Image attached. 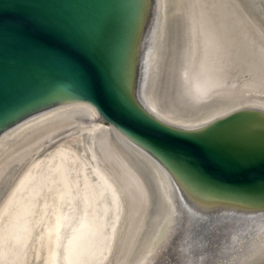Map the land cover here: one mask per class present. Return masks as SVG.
Masks as SVG:
<instances>
[{
    "label": "bare ground",
    "instance_id": "obj_1",
    "mask_svg": "<svg viewBox=\"0 0 264 264\" xmlns=\"http://www.w3.org/2000/svg\"><path fill=\"white\" fill-rule=\"evenodd\" d=\"M136 28L146 113L195 132L249 107L264 129V0H139ZM98 116L62 96L0 130V264H264V201L186 185Z\"/></svg>",
    "mask_w": 264,
    "mask_h": 264
},
{
    "label": "water",
    "instance_id": "obj_2",
    "mask_svg": "<svg viewBox=\"0 0 264 264\" xmlns=\"http://www.w3.org/2000/svg\"><path fill=\"white\" fill-rule=\"evenodd\" d=\"M139 0H0V130L58 97L84 101L186 185L264 201V129L242 107L199 131L168 126L130 95ZM131 79V78H130Z\"/></svg>",
    "mask_w": 264,
    "mask_h": 264
}]
</instances>
